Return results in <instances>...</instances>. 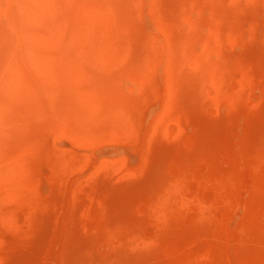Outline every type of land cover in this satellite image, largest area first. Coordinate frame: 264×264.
<instances>
[{
	"label": "rangeland",
	"instance_id": "374dc122",
	"mask_svg": "<svg viewBox=\"0 0 264 264\" xmlns=\"http://www.w3.org/2000/svg\"><path fill=\"white\" fill-rule=\"evenodd\" d=\"M1 1L2 14L14 0ZM57 3L43 22L68 43L74 4ZM111 10L126 21L102 25L96 41L116 47H94L81 21L76 48L27 59L15 98L27 122L1 127L0 148L33 154L2 194L0 264H264V0H117ZM13 17L0 19L1 41L17 37Z\"/></svg>",
	"mask_w": 264,
	"mask_h": 264
},
{
	"label": "bare ground",
	"instance_id": "6f19581e",
	"mask_svg": "<svg viewBox=\"0 0 264 264\" xmlns=\"http://www.w3.org/2000/svg\"><path fill=\"white\" fill-rule=\"evenodd\" d=\"M1 1V0H0ZM57 1H62V0H14L13 2V5L8 7L7 11L3 12L2 11V14L0 13V19L2 20H8V16L12 17L15 16L16 18H18V22L14 24V27H13V32L15 34H17V37H13L15 39H7V40H4L3 39H6V38H3L2 41L0 40V128L3 127V126H7V125H11V124H14L15 126H18V125H21V124H26L27 120H26V110H25V107H22V106H17L15 105V98L16 97H19L23 91V84H24V81H25V64L27 63V59L31 60V61H35L37 64H40L43 62L44 60V51H43V48H49V47H63V48H76L78 44L81 43V41H76L75 43L73 41H75L77 39V37H73L74 36V33L72 32H75L74 29L77 28V25H79V23L82 21V27L80 26V28L84 29L83 27L85 25H93V27L95 29L93 30H89V31H83V33L85 32L84 36L85 38L84 39H89L90 41H92L94 44L93 46L94 47H103L105 49H112L114 47H116L115 45L113 44H107V43H104V42H100V45H98L97 43V39L102 36L103 34V29H102V25H108L107 23L112 20H114L115 22L117 23H121L125 20V17H124V14H122V12H120V14L118 13H113V11L111 10V8L113 9V5L115 4V1L117 0H101V4H104L103 6H99V3L95 2V0H72L73 1V4L72 7H71V10L73 12V18L71 20V25H70V39L71 41L69 40L68 43H60L57 41V38L59 37L58 35V32L56 31V29H54L53 27H49L47 26V24H45V22H43V15H44V12L45 10L49 9V8H52L54 7L55 4H58ZM67 2H69L70 0H65ZM2 2V1H1ZM181 3V2H180ZM4 4V3H3ZM138 4V3H137ZM176 4V3H175ZM259 4V3H258ZM171 5V4H170ZM173 5V4H172ZM2 6V5H1ZM121 6V5H120ZM6 8V5L4 6ZM142 7V6H141ZM255 6H253L254 8ZM257 7V6H256ZM224 8V7H223ZM3 9V8H2ZM257 9V8H256ZM255 9V10H256ZM4 10V9H3ZM248 10V9H247ZM252 10V8H251ZM257 11V10H256ZM149 12V11H148ZM223 13V11H221ZM224 12H225V9H224ZM249 12V10H248ZM260 13V11H258ZM174 13V12H173ZM187 13V12H186ZM250 14V13H249ZM130 18L131 15L128 14ZM127 15V16H128ZM173 15V14H172ZM192 15V14H191ZM225 15V14H224ZM222 15V16H224ZM253 15V14H252ZM258 15L257 14H254V17L256 18ZM263 15V14H262ZM261 15V16H262ZM144 16V15H143ZM141 17V16H140ZM225 18V17H224ZM15 18L13 17V20ZM124 19V20H123ZM143 19V17H142ZM252 19V18H251ZM259 20L260 18H256V20ZM6 20V21H7ZM13 20H10L9 19V23L10 21H13ZM149 20V19H148ZM250 20V18H249ZM6 21H5V25L7 26L6 24ZM15 21V20H14ZM113 21V22H114ZM126 21V20H125ZM136 21V20H135ZM134 21V22H135ZM144 21V20H143ZM151 21V19H150ZM255 21V20H254ZM260 21V20H259ZM129 21H127L128 23ZM261 22V21H260ZM260 22L258 23V21L256 22V24H258V29H259V24ZM3 23V22H2ZM8 23V22H7ZM8 23V24H9ZM12 23V22H11ZM10 23V24H11ZM86 23V24H84ZM125 23V22H123ZM137 23V21H136ZM136 23H134L136 25ZM151 23V22H150ZM145 24V28H148L150 29V25L152 24ZM247 23V22H246ZM246 23L243 25L245 28H246ZM253 23V22H252ZM9 24V25H10ZM84 24V25H83ZM113 24V23H112ZM116 24V23H115ZM132 24V25H134ZM248 24V23H247ZM1 25V24H0ZM8 25V29L9 30L11 27V25L9 26ZM238 25V23H237ZM250 25V23H249ZM123 26V24H122ZM233 26V25H232ZM255 26V25H254ZM261 26V25H260ZM126 27V25L124 26ZM123 27V28H124ZM136 27V26H135ZM138 27V26H137ZM226 27V26H225ZM6 28V27H5ZM5 28H3V25L0 26V35H3V31L5 30ZM90 28V27H89ZM115 28V27H114ZM117 28H122V27H117ZM143 28V29H145ZM152 28V27H151ZM245 28H242L241 27V31L242 30H245ZM43 29H47L48 30V34L45 35V36H42L41 35V32ZM131 27H128L126 28L125 30V34H128L131 35ZM133 29V28H132ZM137 29V28H136ZM139 29V28H138ZM222 29V26L221 28ZM239 29V28H238ZM263 29V28H262ZM11 30V29H10ZM9 30V32H10ZM78 30V29H77ZM112 30V29H111ZM123 30V29H122ZM135 30V29H134ZM153 30V29H152ZM240 32V29L238 30ZM237 30L235 32H238ZM256 31V30H255ZM258 31V30H257ZM12 32V31H11ZM47 33V31H45ZM222 31H220L221 33ZM2 33V34H1ZM76 33V32H75ZM213 33V32H212ZM234 33V31L232 32ZM244 33V32H243ZM13 34V33H12ZM11 34V35H12ZM44 35V33H42ZM133 34V33H132ZM245 34V33H244ZM5 37V35H3ZM1 37V36H0ZM45 37V38H44ZM260 37V36H259ZM8 38V37H7ZM219 38V36H218ZM242 38V37H241ZM258 38V37H257ZM28 41H34L35 42V51L33 52H30L31 50H29V48H27L26 46V43ZM113 41V40H112ZM212 41V39H211ZM254 41H257V40H254ZM33 42V43H34ZM241 42V41H240ZM260 42V41H259ZM97 43V44H96ZM118 43V42H117ZM115 43V44H117ZM120 44V43H119ZM117 44V45H119ZM245 44V43H244ZM199 46V45H198ZM197 46V47H198ZM246 46V45H244ZM248 47V46H247ZM245 47V48H247ZM33 48V47H32ZM229 48V47H228ZM235 48V47H234ZM238 48V47H236ZM235 48V49H236ZM242 48H244L242 46ZM28 49V50H27ZM257 49V48H256ZM255 49V50H256ZM234 50V49H233ZM250 50V49H249ZM253 50V49H252ZM254 50V51H255ZM235 51V50H234ZM236 51H238L236 49ZM235 51V52H236ZM251 51V50H250ZM246 52V51H245ZM249 53V52H248ZM253 54V53H252ZM255 54V53H254ZM241 55V53H240ZM260 56V55H259ZM233 57L235 59V56L233 54ZM252 57V56H251ZM257 55L254 57L256 58ZM226 59V58H225ZM229 59V58H228ZM245 59V58H244ZM251 59V58H250ZM243 60V59H241ZM254 61V60H253ZM252 61V62H253ZM256 61L257 58H256ZM77 60L74 61V63H76ZM263 62V61H262ZM261 62V63H262ZM254 64L256 62H253ZM261 63L260 65L258 66H261ZM230 64V62H229ZM258 64V63H257ZM256 64V65H257ZM264 66V65H262ZM256 69H257V66H255ZM255 67L253 68L255 70ZM210 68V67H209ZM228 68V67H227ZM259 69V68H258ZM258 71V70H257ZM260 71V70H259ZM261 71L263 72V68L261 69ZM256 75H254L255 77L258 75L256 72H255ZM236 76V75H235ZM246 76V75H244ZM260 76V74H259ZM237 78V77H235ZM264 78H262L263 80ZM236 81V80H235ZM261 82V80H259ZM264 81V80H263ZM238 82V81H237ZM257 84V83H256ZM261 84V83H260ZM264 84H262L263 86ZM188 94V93H186ZM227 96V95H226ZM187 99L191 97L189 96H186ZM185 97V98H186ZM185 99V100H187ZM225 99V98H224ZM226 99H228L226 97ZM184 100V102H185ZM222 101V100H221ZM227 101V100H226ZM194 102V101H193ZM223 102V101H222ZM246 102V100H245ZM249 102V101H248ZM190 104V102H187V104ZM185 104V103H184ZM188 104V105H189ZM225 104V103H223ZM186 105V104H185ZM247 105V104H246ZM187 106V105H186ZM185 106V107H186ZM222 106V105H221ZM226 106V105H225ZM264 106V105H263ZM189 107V106H188ZM246 107V106H244ZM248 107V106H247ZM246 107V108H247ZM250 107V106H249ZM192 108V107H190ZM225 108V107H224ZM245 108V109H246ZM189 109V108H188ZM219 109V108H218ZM222 109V107H221ZM232 109V108H231ZM220 111V109H219ZM250 111H251V107H250ZM246 112V110H245ZM244 112V114H245ZM236 113V115L234 114ZM238 112H234L233 111V114L235 116L238 117L237 115ZM241 113V112H240ZM240 113H238L240 115ZM232 114V113H231ZM243 114V113H242ZM219 116H220V113H219ZM218 116V117H219ZM232 116V115H231ZM243 116V115H242ZM230 117V115H229ZM220 119V118H219ZM218 119V120H219ZM231 119V118H229ZM53 120V119H52ZM216 120V119H215ZM216 120V121H218ZM222 120V118L220 119ZM228 120V119H227ZM241 120V119H240ZM217 123V122H216ZM219 123V121H218ZM222 123V121H221ZM231 123V122H230ZM18 124V125H17ZM215 124V123H214ZM224 124V123H222ZM229 124V123H228ZM58 125V124H56ZM219 125V124H218ZM59 127V126H58ZM224 127V126H223ZM258 127V126H257ZM218 128V126L216 127ZM220 128V127H219ZM212 129V128H210ZM215 129V127H214ZM215 130H219V129H215ZM231 131V130H230ZM60 132V130H59ZM62 132V130H61ZM60 132V133H61ZM232 132V131H231ZM210 133V132H209ZM214 133V132H213ZM6 137V136H5ZM215 137V135H214ZM218 137V136H217ZM1 138H4L3 136ZM214 139V138H213ZM216 140V139H215ZM3 141L2 144L4 143L5 145L8 144V143H12L13 141L7 139L5 141V139L1 140ZM213 141V140H212ZM211 141V142H212ZM210 142V141H209ZM210 142V143H211ZM24 149V148H23ZM33 151V150H32ZM31 150H18L17 152L15 153H12V151L8 152L3 150V148H0V166H3L4 167V171L0 173V207L2 206L3 204V197H2V194L3 193H6L8 187H5V185L7 184V181L9 183V179L10 177L13 175V174H16L17 173V168H22V162L23 160L25 161L24 157L29 155V153L31 154L32 153ZM252 152V151H251ZM234 153V152H233ZM27 154V155H26ZM33 154V153H32ZM249 154V153H248ZM14 163H16V167L14 169H12V165H14ZM261 164V162H260ZM259 166V165H258ZM257 166V167H258ZM2 169V168H1ZM23 172L22 173L20 172L18 176H21L19 177L18 179L16 178V184H20L18 186L20 187H25L26 184H25V181H24V178L26 177V175H23ZM16 176V175H15ZM17 177V176H16ZM26 180V179H25ZM171 193V192H170ZM169 196V195H168ZM172 202V201H171ZM170 204V203H169ZM171 205V204H170ZM183 205V204H182ZM165 206V205H164ZM166 208V207H165ZM164 209V208H163ZM202 212V211H201ZM172 213V212H171ZM199 213V212H198ZM202 215V214H201ZM45 217L46 219V215L43 216ZM42 217V218H43ZM41 218V219H42ZM169 218V216H168ZM209 218V217H208ZM201 219V218H200ZM207 219V218H206ZM47 220H48V216H47ZM167 220V219H166ZM40 221V220H39ZM203 221V220H202ZM45 223L48 224L47 221L43 220L42 224L40 222V227L41 225H43ZM118 222V221H117ZM116 222V223H117ZM124 222V221H123ZM56 225V223H54ZM165 224V223H163ZM46 224H44L45 226ZM117 225V224H116ZM48 226V225H47ZM120 226V225H118ZM49 227V226H48ZM47 227V228H48ZM51 227H54V226H51ZM115 227V226H114ZM6 228V224L5 222L3 221L2 218H0V234H1V231L4 230ZM45 229L48 231V229ZM43 229V228H42ZM40 229V230H42ZM116 229V227L114 228V230ZM119 229V227H118ZM121 229V227H120ZM44 230V229H43ZM163 230V229H162ZM45 231V233L47 234L48 232ZM119 231V230H118ZM115 232V231H114ZM117 232V231H116ZM42 233V232H41ZM40 233V234H41ZM44 232H43V237L46 235ZM39 234V235H40ZM38 237V236H37ZM163 237V236H162ZM41 238V236H40ZM38 237V239H40ZM45 238H47V236H45ZM45 238H42L40 241H42L43 239ZM57 238V237H56ZM61 238V237H60ZM0 239H1V236H0ZM59 239V238H58ZM47 240V239H46ZM44 240V241H46ZM163 240V239H162ZM38 241V240H37ZM43 241V242H44ZM60 241V240H59ZM128 241V240H127ZM43 242H41V249L44 251L45 249V245L43 244ZM51 242V240H50ZM55 241L52 242V246L53 243ZM115 242V241H114ZM132 242V241H131ZM47 243V242H46ZM57 243V241L55 242ZM127 243V242H126ZM49 244V242H48ZM43 245V246H42ZM36 251L38 253V245L36 244ZM56 246V245H55ZM132 246V245H131ZM32 247V245H31ZM71 247V246H70ZM44 248V249H43ZM41 250V251H42ZM74 250V249H71V251ZM130 250V249H129ZM148 250V249H147ZM146 250V252H147ZM151 250V249H150ZM68 251V249H67ZM75 251V250H74ZM125 251V250H124ZM5 250H3V248H1L0 246V258L3 257L5 255ZM88 252V251H87ZM139 252V251H138ZM27 253V252H26ZM42 252L38 253V255L40 256ZM81 253V251H80ZM114 253V252H113ZM131 253V252H130ZM145 253V251H144ZM29 254V253H28ZM74 255V253H72ZM76 254V253H75ZM87 254V253H86ZM128 254V253H127ZM150 254V253H149ZM30 255V254H29ZM66 255H68L67 258ZM71 252H70V249H69V253L67 252L65 254V258L68 259V261L73 257V255H71ZM78 255V254H77ZM131 256V254H129ZM75 256V255H74ZM37 257V256H36ZM83 257V256H82ZM81 257V258H82ZM120 257V256H119ZM128 257V256H126ZM132 257V256H131ZM148 257V256H147ZM76 258V257H75ZM85 258V257H84ZM109 258V257H108ZM124 258V257H122ZM74 259V258H73ZM131 259V258H130ZM143 259V258H142ZM79 260V259H78ZM85 260V259H84ZM91 260V259H90ZM110 260V258L108 259ZM66 261V260H65ZM86 261V260H85ZM127 261V260H125ZM131 261V260H130ZM148 261V260H147ZM62 262V261H60ZM75 262V261H74ZM70 263V262H69ZM72 263V262H71ZM112 263V262H111ZM110 263V264H111ZM114 263V262H113ZM27 264V263H26ZM30 264V263H28ZM73 264V263H72ZM78 264V263H77ZM117 264V263H116Z\"/></svg>",
	"mask_w": 264,
	"mask_h": 264
}]
</instances>
